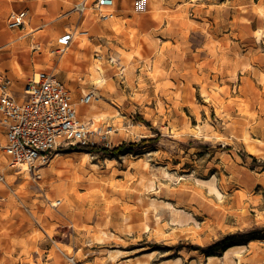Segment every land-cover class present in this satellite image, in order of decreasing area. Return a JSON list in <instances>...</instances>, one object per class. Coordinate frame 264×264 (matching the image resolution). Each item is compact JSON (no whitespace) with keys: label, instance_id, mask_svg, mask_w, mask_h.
Returning a JSON list of instances; mask_svg holds the SVG:
<instances>
[{"label":"rangeland","instance_id":"1","mask_svg":"<svg viewBox=\"0 0 264 264\" xmlns=\"http://www.w3.org/2000/svg\"><path fill=\"white\" fill-rule=\"evenodd\" d=\"M95 1L0 0V73H54L88 145L147 142L0 149V264H264V0Z\"/></svg>","mask_w":264,"mask_h":264},{"label":"built area","instance_id":"2","mask_svg":"<svg viewBox=\"0 0 264 264\" xmlns=\"http://www.w3.org/2000/svg\"><path fill=\"white\" fill-rule=\"evenodd\" d=\"M93 7L102 20L114 15V0H96ZM85 8V2L75 6L80 12ZM26 20V11H12L6 24L9 29H19ZM72 41L71 32L59 36L56 39L58 53L65 52ZM14 88L13 79L0 73V149L7 167L31 169L62 148L89 144V130L77 117L71 91L54 73L36 71L23 82L19 92ZM93 96L84 94L80 103L89 104ZM0 183L6 184L1 168Z\"/></svg>","mask_w":264,"mask_h":264},{"label":"trees","instance_id":"3","mask_svg":"<svg viewBox=\"0 0 264 264\" xmlns=\"http://www.w3.org/2000/svg\"><path fill=\"white\" fill-rule=\"evenodd\" d=\"M147 141L146 140H142L140 141V145L146 143ZM138 144H135V143H123L121 145H119L118 147H115L113 148L112 150H107L106 148H102V147H98V146H95V145H86V146H81V145H76V148H79V149H85V150H88L89 152H110L111 154L113 155H116V154H119L125 150H128V149H132L133 147L137 146ZM215 246H212L210 247V249H213Z\"/></svg>","mask_w":264,"mask_h":264},{"label":"bare ground","instance_id":"4","mask_svg":"<svg viewBox=\"0 0 264 264\" xmlns=\"http://www.w3.org/2000/svg\"><path fill=\"white\" fill-rule=\"evenodd\" d=\"M47 3H48V1H47ZM54 5H55V3H54V4H51V7L54 8ZM99 74L101 75L100 72H99ZM98 82H99V84H100V81H98ZM86 116H87V114H86ZM23 169H26V167H24Z\"/></svg>","mask_w":264,"mask_h":264}]
</instances>
